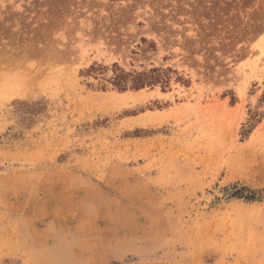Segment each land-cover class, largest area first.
<instances>
[{
    "label": "rangeland",
    "instance_id": "1",
    "mask_svg": "<svg viewBox=\"0 0 264 264\" xmlns=\"http://www.w3.org/2000/svg\"><path fill=\"white\" fill-rule=\"evenodd\" d=\"M0 264H264V0H0Z\"/></svg>",
    "mask_w": 264,
    "mask_h": 264
},
{
    "label": "trees",
    "instance_id": "2",
    "mask_svg": "<svg viewBox=\"0 0 264 264\" xmlns=\"http://www.w3.org/2000/svg\"><path fill=\"white\" fill-rule=\"evenodd\" d=\"M113 69V75L109 77L108 82L112 84L114 87L117 89L124 91L129 88L131 89H139L145 86H150V85H156L158 83H162L166 85V83L169 82V75L168 72L171 71V68L168 69H161V68H152L149 70H144V71H126L122 67H119L117 64L114 65ZM103 66L101 65H96V66H91L88 69L89 74H96L97 72H101L103 70ZM106 85H104L105 87ZM236 195L240 197H245L246 199L250 200H256L259 199V197H256V193L253 192L248 195H244L243 191L240 190Z\"/></svg>",
    "mask_w": 264,
    "mask_h": 264
},
{
    "label": "crops",
    "instance_id": "3",
    "mask_svg": "<svg viewBox=\"0 0 264 264\" xmlns=\"http://www.w3.org/2000/svg\"><path fill=\"white\" fill-rule=\"evenodd\" d=\"M89 256H90V260H89ZM88 260L91 262H105L107 261V257L104 253H101V251L97 250V251H93L92 253H90V255H88Z\"/></svg>",
    "mask_w": 264,
    "mask_h": 264
}]
</instances>
